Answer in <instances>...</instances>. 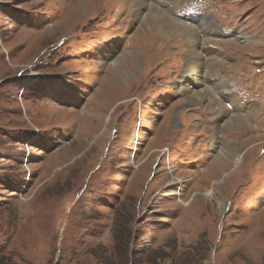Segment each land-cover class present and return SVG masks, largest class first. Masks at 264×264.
<instances>
[{
  "label": "rangeland",
  "instance_id": "obj_1",
  "mask_svg": "<svg viewBox=\"0 0 264 264\" xmlns=\"http://www.w3.org/2000/svg\"><path fill=\"white\" fill-rule=\"evenodd\" d=\"M79 1L0 0V264H264V0Z\"/></svg>",
  "mask_w": 264,
  "mask_h": 264
},
{
  "label": "bare ground",
  "instance_id": "obj_2",
  "mask_svg": "<svg viewBox=\"0 0 264 264\" xmlns=\"http://www.w3.org/2000/svg\"><path fill=\"white\" fill-rule=\"evenodd\" d=\"M93 1V0H92ZM122 1V0H121ZM90 3V0H80L79 2H77L74 6H72L70 8V10L68 11L69 13L72 11V17L70 18V20H73V19H77L79 14L81 12H83V10L85 12H87V8H88V4L87 3ZM137 2V12H136V21L137 23L141 24L142 26L145 25V26H148L149 28L150 27H156L157 26V23L160 20H162L163 18L162 17H166V16H170L171 13H172V10H171V6L169 5H165L164 4V0H136ZM167 4V3H166ZM84 13V12H83ZM82 15V14H81ZM85 16V15H84ZM77 17V18H76ZM80 18V17H79ZM98 17H95L94 16V19H97ZM135 18V17H133ZM134 20V19H133ZM165 21V20H164ZM199 21H201V23L204 25V28L206 31H208V29L206 28H210L209 31L210 32H214L215 29L214 27L216 28L215 25H209L208 23L210 22L208 19H205V17H200L199 18ZM166 22V21H165ZM135 24V22H134ZM169 24V23H168ZM144 26V28H145ZM175 26V25H174ZM177 26V25H176ZM175 26V28H176ZM132 27V26H131ZM173 28V27H172ZM139 34V33H137ZM137 34L135 35V38H137ZM140 35V34H139ZM153 34H150V36H152ZM209 39L204 40L202 41V43L200 44H197L196 42H191V45L188 49V55H187V61H188V65H187V71H186V77L191 79V81H188V84L191 85L192 87L194 88H197V87H201V83H203V81L201 80V78L199 77V74L201 73L202 75V72L200 70V72L197 70L196 68V65L198 64L199 60L200 61H203L202 58H204L205 60V53L207 52H211L210 51V47L207 46V42L209 43ZM140 54H142L141 52H134L130 55H132L131 57H129L128 59L127 58H124V55L123 56H120L116 61V63L118 62L119 63V59L120 58H124V64L126 67H128L130 70H128V72L130 73L131 72V68L132 67H135V65L137 64V60H138V57H140ZM169 54V53H168ZM109 55V54H108ZM211 55V54H210ZM149 56V55H148ZM136 59V60H135ZM147 59V58H145ZM144 59V60H145ZM127 60V62H126ZM212 63V62H211ZM118 65V64H117ZM119 67V66H118ZM125 67V68H126ZM199 67V66H197ZM139 68V67H138ZM111 71V70H110ZM119 71H116V73H118ZM124 75L125 77L128 79L130 77V75L128 73H125L124 72ZM124 78V77H123ZM127 81V80H126ZM125 83V82H124ZM128 83V81H127ZM208 86V85H207ZM187 87H189L187 85ZM201 89V88H200ZM121 90L117 91V92H113L114 93V96H112V98L116 97L117 93H120ZM191 92V91H190ZM205 93V92H204ZM204 93H202L201 95H194V99L196 102H202L203 99H205V95ZM119 96V94L117 95ZM231 99V97H229ZM228 98V99H229ZM234 99V98H233ZM233 102L230 103V106L233 108ZM234 104H237V103H234ZM107 107V104H104L103 103V109H102V112L100 114H96L95 117L91 120V121H98L100 122V125L99 126H103V124L107 121H105L104 117L102 116V114H104L105 112V109ZM60 112V111H59ZM107 116V115H106ZM246 118H250L251 116V113L249 112L247 115ZM238 119V118H237ZM235 121V120H233ZM232 121V122H233ZM237 122V121H235ZM229 124V123H228ZM233 124V123H232ZM236 124V123H235ZM238 124V123H237ZM236 124V125H237ZM241 125V124H240ZM98 126V127H99ZM108 126H110V122L107 124V127H105L106 129L105 130H108ZM230 126V125H229ZM227 127V126H226ZM233 128H234V125H233ZM95 130V129H94ZM247 131V130H245ZM251 139V138H250ZM246 142V141H245ZM250 142V141H249ZM246 145V144H245ZM235 149V148H234ZM249 151V150H248ZM230 154V153H229ZM222 155H226V153H222ZM227 156V155H226ZM243 156V155H242ZM222 159H225L227 162L223 161ZM222 159H220L219 162L216 163V166L218 168V171L220 172L219 175L223 172H225V168L227 167H232V169H236L237 166L240 164L241 162V158L240 156H237L236 155V151H232V153L230 154V156H227V158L225 156H222ZM244 160V159H243ZM141 165V164H140ZM143 169V166H140V170ZM172 173V172H171ZM226 173V172H225ZM168 174V173H167ZM223 175V174H222ZM235 175V174H234ZM233 177V176H232ZM173 178V177H172ZM175 178V177H174ZM166 179V178H165ZM169 179V178H168ZM171 180V179H170ZM218 183V182H217ZM225 183V182H223ZM215 190V188H214ZM218 191V190H217ZM218 194V193H217ZM178 195V194H177ZM215 195V194H214ZM211 199H214L215 196H209ZM217 200V199H215ZM207 201L209 200H203L204 203H207ZM220 203V208H224V204L222 201H218ZM183 204V202H182ZM189 210V209H188Z\"/></svg>",
  "mask_w": 264,
  "mask_h": 264
},
{
  "label": "trees",
  "instance_id": "obj_3",
  "mask_svg": "<svg viewBox=\"0 0 264 264\" xmlns=\"http://www.w3.org/2000/svg\"><path fill=\"white\" fill-rule=\"evenodd\" d=\"M16 84V83H15Z\"/></svg>",
  "mask_w": 264,
  "mask_h": 264
}]
</instances>
